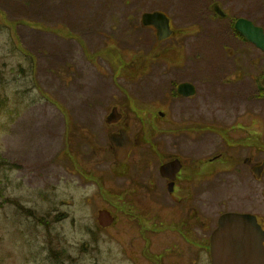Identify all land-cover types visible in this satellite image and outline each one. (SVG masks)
<instances>
[{"label":"rangeland","instance_id":"rangeland-1","mask_svg":"<svg viewBox=\"0 0 264 264\" xmlns=\"http://www.w3.org/2000/svg\"><path fill=\"white\" fill-rule=\"evenodd\" d=\"M214 1L228 19L213 17ZM152 11L169 16L176 36L158 42L140 24ZM237 18L264 30V0H0V264H133L117 244L120 224L100 229L96 217H116L131 181L115 180L135 177V163L156 166L147 152L165 130L197 132V181L218 212L264 211V186L243 164L264 144V94L253 80L264 53L233 36ZM144 56L152 60L134 77ZM184 81L196 95L171 100L167 122L168 91ZM110 105L137 140L122 165L108 145ZM179 140L189 155L193 143ZM123 226L139 264H150L140 235Z\"/></svg>","mask_w":264,"mask_h":264},{"label":"flooded vegetation","instance_id":"flooded-vegetation-1","mask_svg":"<svg viewBox=\"0 0 264 264\" xmlns=\"http://www.w3.org/2000/svg\"><path fill=\"white\" fill-rule=\"evenodd\" d=\"M170 26L174 29L172 24ZM174 98L172 92H168L166 107L165 110L163 109L167 122H169L170 115L169 104L171 100L174 102ZM186 100H191V98ZM116 127L118 130L121 126ZM162 133L160 136L163 137L164 142H161V146L150 143V151L147 152L150 162L153 160L156 162V166L147 162L148 165L144 170L139 167V163H135V170H137L135 177H120L115 180L131 181L123 189L128 190V193L121 194L117 200L119 210H117L113 223L120 224L116 231L119 249L133 264H139L136 257L138 247L136 237H131L129 241L121 238L122 236L126 237L121 230L124 227L123 224H127V222H129L130 229L126 228L125 234L140 235L143 240L140 255L145 262L150 264H173L175 261L172 257L178 264H212L213 257L224 255L227 252L226 237L223 235L219 237L217 234L219 219L224 213L250 214L255 217L260 230L264 232V211H249L248 209L247 211L223 210L218 212L217 200L212 199L210 195L201 194V183L197 181L200 174H197L196 170L197 164L201 166L200 151L195 147L197 143L196 131L185 134L184 131L165 130ZM130 137L137 143L135 138ZM185 137L194 146L189 149V155L183 154L184 152L180 150L179 139ZM164 143L169 144L171 151L168 150L169 147H167V151L160 150V147L166 145ZM133 149L124 162L132 157ZM251 149L250 156L245 157L243 164L246 166L249 180L264 186V162L260 159L261 155H264V144L253 145ZM255 152L259 155V159H255ZM174 160L179 161L181 166L179 172L173 179L163 177L159 170L160 165ZM124 162L118 165H122ZM129 170L125 168L123 171L121 168L118 170V174L123 175V172L126 174ZM256 170L259 171L258 178ZM167 175L170 176V172ZM99 181H104V178ZM188 184H190L189 188H187ZM261 192L264 196V188L261 189ZM212 245L214 255L212 254ZM217 247H220V253L217 251Z\"/></svg>","mask_w":264,"mask_h":264},{"label":"water","instance_id":"water-1","mask_svg":"<svg viewBox=\"0 0 264 264\" xmlns=\"http://www.w3.org/2000/svg\"><path fill=\"white\" fill-rule=\"evenodd\" d=\"M210 9L218 17L225 18L226 14L221 10L218 3L213 4ZM143 26H150L156 29L158 41L168 39L173 31L169 26V18L158 11L144 13L141 17ZM235 30L241 34L248 42L254 44L264 52V33L262 28L254 26L250 21L238 19L235 22ZM261 86L264 88V78L261 80ZM177 94L182 97H192L195 94V88L192 84L184 82L177 86ZM121 119L116 108L106 117L107 124L117 123ZM113 158L116 162H122L133 146L125 130H119L108 137ZM178 160H174L160 166V172L163 177L173 179L180 170ZM170 172V176L167 175ZM258 175V174H257ZM97 221L101 227H108L113 222V217L107 210H101L98 213ZM218 232V233H217ZM219 237L225 236L226 253L213 257L212 264H264V233L256 224L255 218L249 214L227 213L222 215L219 220ZM220 253V247H217ZM218 253V252H217ZM212 254L214 249L212 245Z\"/></svg>","mask_w":264,"mask_h":264},{"label":"trees","instance_id":"trees-1","mask_svg":"<svg viewBox=\"0 0 264 264\" xmlns=\"http://www.w3.org/2000/svg\"><path fill=\"white\" fill-rule=\"evenodd\" d=\"M70 36V35H69ZM142 67H139V69L138 70H140Z\"/></svg>","mask_w":264,"mask_h":264}]
</instances>
